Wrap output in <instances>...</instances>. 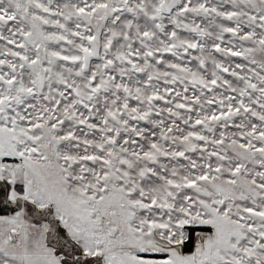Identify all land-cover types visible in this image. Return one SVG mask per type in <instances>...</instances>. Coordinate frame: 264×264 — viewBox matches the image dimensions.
Returning <instances> with one entry per match:
<instances>
[{
	"label": "snow or ice",
	"instance_id": "obj_1",
	"mask_svg": "<svg viewBox=\"0 0 264 264\" xmlns=\"http://www.w3.org/2000/svg\"><path fill=\"white\" fill-rule=\"evenodd\" d=\"M0 264H264V0H0Z\"/></svg>",
	"mask_w": 264,
	"mask_h": 264
}]
</instances>
